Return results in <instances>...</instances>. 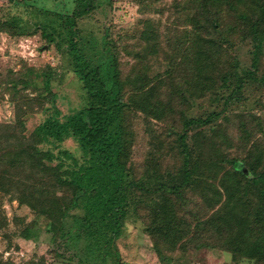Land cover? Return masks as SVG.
<instances>
[{
	"label": "trees",
	"instance_id": "trees-1",
	"mask_svg": "<svg viewBox=\"0 0 264 264\" xmlns=\"http://www.w3.org/2000/svg\"><path fill=\"white\" fill-rule=\"evenodd\" d=\"M95 8V0H75L63 23L37 27L48 43H66L87 106L71 114L57 107L49 64L25 76L0 73V98L8 94L14 111L12 122L0 123V192L37 216L20 233L36 239L43 219L52 241L85 240L91 258L119 264L116 242L134 217L157 248H215L264 264V123L254 112L227 114L248 84L264 85V0H172L160 6L164 19H142L133 34L107 26L98 60L78 43L77 20ZM0 30L24 34L16 17ZM243 43L255 52L246 70L235 53ZM153 56L164 71L152 73ZM29 89L35 95L24 94ZM207 100L212 109L203 111ZM36 109L45 116L27 134ZM196 198L208 214L192 222L186 206ZM76 209L84 214L71 232Z\"/></svg>",
	"mask_w": 264,
	"mask_h": 264
},
{
	"label": "rangeland",
	"instance_id": "rangeland-1",
	"mask_svg": "<svg viewBox=\"0 0 264 264\" xmlns=\"http://www.w3.org/2000/svg\"><path fill=\"white\" fill-rule=\"evenodd\" d=\"M18 6H10L7 0H0V29L1 25L14 17L18 18L24 29L20 37L0 30V73L3 77L10 71L25 76L28 67L37 71L47 64L53 66L57 74L53 80L52 90L56 93V105L64 114L74 113L88 105L87 93L83 83L74 70L73 58L67 53V45L60 41L59 47L50 44L42 36V30L37 29L50 20L63 23L64 14H71L75 0H18ZM172 0H146L144 6L139 0H95V9L83 14L78 21L80 36L79 47L86 55L98 60L102 51V37L107 26L115 32L123 30L133 34L142 19H164L159 12L160 6ZM37 33H34V31ZM130 37V36H129ZM128 43H133L128 39ZM242 67L250 69L253 65L254 48L252 43L240 44L235 49ZM125 60L128 56L123 57ZM152 73L162 72L166 63L159 56L149 59ZM258 76H264V53L258 61ZM38 87L43 83L37 80ZM225 92V93H224ZM230 90L223 91L222 96H228ZM33 96L31 90L24 92ZM243 99L227 106V114L254 112L264 123V85L252 82L245 87ZM225 95V96H224ZM9 95L0 98V123L12 122L14 111L8 101ZM205 104L203 111L212 109L210 101ZM224 98L215 102L218 109H223ZM45 113L35 110L27 116V134H30L43 120ZM66 146L75 147L72 140ZM190 196V195H189ZM188 220L194 222L197 217L204 216L207 208L202 206L200 198L193 199L186 206ZM83 209H76L67 219V229L75 231L78 217L83 216ZM76 217V218H75ZM37 219L36 214L18 200H12L7 193L0 192V260L5 264H116L110 256L106 260L91 258L85 249V240L75 241L70 235L59 237L56 242L51 240V234L44 229L45 221L38 220L32 235L38 237L26 238L20 231L27 224ZM119 251V264H254L244 258H235L232 253L215 248H195L188 246L157 248L152 237L146 232L141 220L132 217L126 223L121 237L116 242Z\"/></svg>",
	"mask_w": 264,
	"mask_h": 264
}]
</instances>
